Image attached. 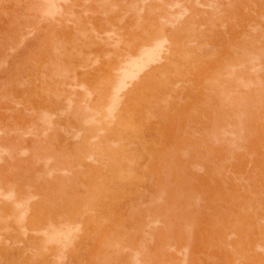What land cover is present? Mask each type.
<instances>
[{
    "label": "rangeland",
    "instance_id": "rangeland-1",
    "mask_svg": "<svg viewBox=\"0 0 264 264\" xmlns=\"http://www.w3.org/2000/svg\"><path fill=\"white\" fill-rule=\"evenodd\" d=\"M0 264H264V0H0Z\"/></svg>",
    "mask_w": 264,
    "mask_h": 264
},
{
    "label": "bare ground",
    "instance_id": "bare-ground-1",
    "mask_svg": "<svg viewBox=\"0 0 264 264\" xmlns=\"http://www.w3.org/2000/svg\"><path fill=\"white\" fill-rule=\"evenodd\" d=\"M50 2H51V1H50ZM50 2H49V3H50ZM49 8H50V7H49ZM49 10H51V8L48 9V12H50ZM53 10H55V9H53ZM48 12H47V13H48ZM51 13H53V12L51 11ZM146 51H148V49H147ZM144 52H145V51H143V53H144ZM143 53H142V54H143ZM142 54H140V55H142ZM153 54H154L153 51H148V52L144 53L143 56H140L139 59H138L137 57H136L137 59H136L135 57L132 58V59H131V63L128 64L130 67H129L127 70H125L126 72L124 73V72H123L124 70H122V72H123V74L126 76V78L129 77V76L134 75V71H135L134 68H136V67L138 68V67L142 66L143 63L152 60V59H153V56H154ZM133 59H136V60L133 61ZM126 68H127V66L125 67V69H126ZM121 75H122V74H121ZM121 75H120V76H121ZM123 77H124V76H123ZM123 77H120V78L124 79ZM126 78H125V79H126ZM122 79H121V80H122ZM127 79H128V78H127ZM120 82H123V81H120ZM124 82L126 83V81H124ZM121 84H122V83H121ZM123 84H124V83H123ZM119 87H120V86H119ZM122 87H123V86H122ZM116 89H117V88H116ZM118 89H119V88H118ZM118 91H119V90H118ZM118 91H117V92H118ZM115 95H116V93L114 94V97H115V99H116V96H118V94H117L116 96H115ZM114 97H112V99H114ZM111 101H113V100H111ZM111 105H112V104H111ZM111 105H110V107H109L110 109H111V107L113 108V106H111ZM116 108H117V107H116ZM116 108H115V109H116ZM110 109H109V111H110ZM111 111H112V109H111ZM91 117H92V116H91ZM93 118L95 119V117H93ZM88 120H89V119H88ZM52 228H53V227H52ZM62 229H64V228H62ZM52 230H53V229H52ZM59 230H60V229H59ZM49 231H51V229H50ZM55 231H56V230H55ZM63 231H64V230H63ZM71 231H72V230H71ZM47 232H48V231H47ZM56 232H58V231H56ZM56 232H54V233H56ZM59 232H62V231H59ZM66 234H68V233H66ZM70 234H71V232H70ZM70 234H69V235H70ZM47 235H48V234L45 235L46 239L49 237V236L47 237ZM51 235H52V234H51ZM57 235H58V234H57ZM59 235H60V234H59ZM62 235H63V234H62ZM53 237H54V236H53ZM53 237H52V238H53ZM57 237H58V236H57ZM60 237H61V236H60ZM63 237H64V236H63ZM52 238H50V240H52ZM48 239H49V238H48ZM53 239H55V238H53ZM62 239H63V238H61V240H60L61 243H62V241H63ZM50 240H49V241H50ZM52 241H54V240H52ZM56 241H57V240H56ZM64 241H65V240H64ZM54 242H55V241H54Z\"/></svg>",
    "mask_w": 264,
    "mask_h": 264
}]
</instances>
